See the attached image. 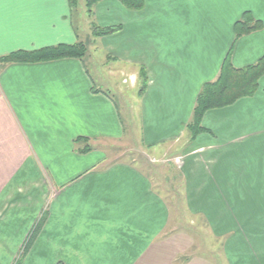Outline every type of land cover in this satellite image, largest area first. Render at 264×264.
I'll list each match as a JSON object with an SVG mask.
<instances>
[{
  "label": "crops",
  "instance_id": "1",
  "mask_svg": "<svg viewBox=\"0 0 264 264\" xmlns=\"http://www.w3.org/2000/svg\"><path fill=\"white\" fill-rule=\"evenodd\" d=\"M83 2L0 0V264L17 263L40 217L18 264H264V74L252 96L206 111L196 137L187 128L228 57L264 56V0H101L91 16ZM246 15L260 27L238 36ZM92 22L119 29L94 37ZM78 42L83 58L2 61ZM132 131L155 155L185 157L183 204L214 247L168 233L152 176L97 148Z\"/></svg>",
  "mask_w": 264,
  "mask_h": 264
},
{
  "label": "trees",
  "instance_id": "2",
  "mask_svg": "<svg viewBox=\"0 0 264 264\" xmlns=\"http://www.w3.org/2000/svg\"><path fill=\"white\" fill-rule=\"evenodd\" d=\"M78 0H70L72 6L77 4ZM87 13L91 16L92 9L96 3L101 0H83ZM123 5L132 10H139L144 6V0H119ZM247 15L244 20L236 23L237 35L260 27L259 22L248 23ZM92 33L95 36H104L111 34L119 29V27H100L95 22H92ZM87 53V45L84 42L75 44H59L32 51L19 50L2 58L3 62L11 63H35L42 61H50L60 58H83ZM264 74V56L256 63L246 67H235L229 57L223 63L218 77L214 81L207 82L203 85L198 94L192 118L187 124V128L191 133L192 138L196 137L204 130L202 126V118L206 111L213 108L225 107L233 104L242 97L252 96L258 88V81ZM147 81V73L142 68L141 77ZM145 84H143V88ZM87 149L89 147L87 146ZM41 220L33 228L28 240L26 241L24 250L20 258L27 252L33 243L39 229ZM20 258L17 260L19 263Z\"/></svg>",
  "mask_w": 264,
  "mask_h": 264
},
{
  "label": "rangeland",
  "instance_id": "3",
  "mask_svg": "<svg viewBox=\"0 0 264 264\" xmlns=\"http://www.w3.org/2000/svg\"><path fill=\"white\" fill-rule=\"evenodd\" d=\"M83 3L85 6V2ZM92 36L96 37L93 33ZM128 77L127 75L122 77L124 84L133 82ZM140 83L142 87L143 84H145V86L147 84L143 76L140 77ZM123 117L125 120L128 118L125 112L123 113ZM97 148L107 152L108 161H124L136 164L152 176L154 186L159 189L172 210L171 229L169 228L167 230L168 233H192L198 239L196 241L198 248H201L198 244H204L203 248H205V250L208 249V245L214 247L213 241H210L211 238L209 239L206 234L208 231L204 223L201 220H192L186 210L185 204H183V197L185 196L181 185L183 182L181 183L182 178L179 174L180 168L176 167L178 166L177 164H179V166L184 164L185 157L179 156L173 159L170 153L163 157L155 155L149 150H145L141 146L138 136L134 131L130 132V135L127 134L123 140L118 142L108 141L107 145H100ZM40 219L37 223H39ZM214 259L220 260V256H217V252L214 254Z\"/></svg>",
  "mask_w": 264,
  "mask_h": 264
}]
</instances>
